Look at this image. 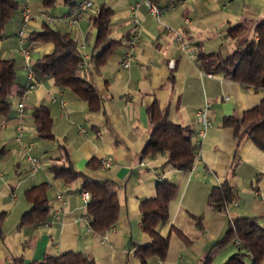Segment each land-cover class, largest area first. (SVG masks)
Segmentation results:
<instances>
[{
	"label": "crops",
	"instance_id": "crops-1",
	"mask_svg": "<svg viewBox=\"0 0 264 264\" xmlns=\"http://www.w3.org/2000/svg\"><path fill=\"white\" fill-rule=\"evenodd\" d=\"M57 3L64 13L53 27L68 30L79 42L89 44L82 50L86 55L80 69L95 83L102 103L98 109L89 110L83 97L46 76L27 91L24 112L19 116L17 103L28 81L27 60L19 51L16 36L21 8L28 6L32 14L25 39L30 64L49 52L53 44L32 40L28 34L42 28L45 20L41 11L54 13L42 0H19L0 37V54L14 59L19 88L11 96L10 112L0 115V212L5 213L0 264H36L33 260L67 249L84 250L93 257L94 264H140L134 254V241H148L150 237L142 230L138 205L155 195L160 177L175 183L176 192L168 203L167 222L158 227L160 233L168 234L165 255L162 259L151 257L150 264H199L203 252L222 235L233 216L260 215L259 223L264 226V152L248 137L236 143L232 128L221 122L223 115H240L257 103L264 97V86L247 85L219 71L203 69L197 58L200 50H218L224 56L242 36L250 37L254 22L264 16V0H175L160 11L159 19L139 0H93L74 24L66 21L72 7L62 0ZM100 4L112 8L108 32L121 42L104 60L97 61L101 48H91L96 34L91 15ZM237 21L245 22L244 33L229 36L227 26ZM163 24L184 33L194 56L180 47L172 30ZM134 32L133 57L128 66H123L120 61ZM205 99L210 104L211 124L200 139L199 157L192 158L188 169L163 163V153L141 152L149 133L147 106L151 102L166 106L170 120L190 124L195 131L198 124L194 110ZM40 103L49 107L53 138L40 137L36 132L32 111ZM20 119L22 142L32 141L31 151L41 161L35 170L16 139ZM61 143L75 167L93 177H109L120 183L119 214L113 226L93 229L80 179L64 181L50 170L52 163L62 159ZM91 157L96 159V166L88 165ZM102 157H109L110 163L101 164ZM224 179L234 192L235 202L217 209L207 204V192ZM43 180L50 182L48 214L35 223L20 225L22 213L30 206L24 190ZM189 212L201 214L200 228L193 224ZM175 227L189 241H184ZM234 249L235 242L223 245L210 264L220 263ZM245 264H250L248 257ZM257 264H264V256Z\"/></svg>",
	"mask_w": 264,
	"mask_h": 264
},
{
	"label": "trees",
	"instance_id": "trees-1",
	"mask_svg": "<svg viewBox=\"0 0 264 264\" xmlns=\"http://www.w3.org/2000/svg\"><path fill=\"white\" fill-rule=\"evenodd\" d=\"M70 7L78 0H62ZM162 5L165 0H156ZM162 1V2H161ZM44 5H53L57 0H42ZM19 6V0H0V37L3 34L6 22L14 15ZM112 8L100 4L91 15V23L96 29L92 49L101 48L96 60H104L121 38L109 35L108 28L111 20ZM246 24L237 21L226 28L229 36H238L244 33ZM32 40L51 41L53 46L32 62L35 79L52 76L56 84L67 87L83 97L89 110H96L102 103V95L95 83L86 77L80 69L83 55L79 40L68 30L53 27L44 21L41 29H34L29 34ZM199 65L206 70L219 71L223 76L253 86H264V16L253 24V33L250 37L242 36L236 45L224 56L218 50L197 52ZM14 59L0 54V115L10 112L11 96L19 92L16 80ZM149 133L143 143L142 153H163V163L173 168L186 170L191 166L194 142L192 134L194 128L190 124H182L169 119L167 107H159L156 101L147 106ZM36 132L41 137L53 138L52 117L49 107L40 103L32 111ZM223 125L232 128V135L237 143L242 137H248L264 152V97L252 106L242 110L240 115L225 114L222 116ZM61 161L50 165L55 176L64 181L80 179L81 189H88L90 198L87 201L89 223L95 230L107 229L115 224L119 214L120 201L118 187L120 183L109 177L96 178L77 168L71 162L68 149L60 144ZM96 159L88 160L89 166H96ZM50 182L40 181L27 187L24 194L30 206L22 213L19 224H31L44 218L49 211L48 188ZM176 192V185L171 180L160 177L156 181L154 196L140 201L138 209L142 223V230L149 235L148 241H134V254L140 264H150L149 259H162L167 248L168 234L159 232V225L167 222L169 217L168 203ZM234 192L224 179L213 184L207 192L206 201L212 207L223 208L234 199ZM193 224L202 226L201 214L189 212ZM4 212H0V239L4 233L2 221ZM260 215L242 214L233 216L222 233L212 241L200 257L199 264H210L214 254L225 244L235 242V249L218 264H257L264 256V226L259 223ZM177 234L184 240L189 238L175 227ZM235 239H237L235 241ZM19 259L20 257H15ZM36 264H94L92 256L81 249H67L60 253L46 254L40 260H33Z\"/></svg>",
	"mask_w": 264,
	"mask_h": 264
},
{
	"label": "built area",
	"instance_id": "built-area-1",
	"mask_svg": "<svg viewBox=\"0 0 264 264\" xmlns=\"http://www.w3.org/2000/svg\"><path fill=\"white\" fill-rule=\"evenodd\" d=\"M139 1L143 2L146 5L149 12L151 14H153L157 19H159V13L162 9H165L167 7L172 6L173 3L175 2V0H166L162 5H160L159 2H157L156 0H139ZM92 2H93V0H78L77 4L74 5L71 8V11L66 15V21L69 24L76 23L77 20L83 14V11L92 5ZM21 13H22V19H21L19 28L16 32V36H17L18 43H19V51L21 53H23V55L25 56V58L27 60L28 81L25 85L24 90L21 93V99L17 103L18 113H19L20 117L22 116V114L24 112L23 99H24L27 91L30 90L36 83V79L34 77L35 72H34L33 68L31 67V64L29 63V60H28L30 48L25 42L26 30H27V27L29 26L30 20L32 19V14H31L28 6H26V5H24L21 8ZM40 14L46 22L54 21L56 18L55 15L48 13L47 11H41ZM133 21H134V23L137 22V20L135 18L133 19ZM163 27L165 29L172 30L174 39L179 43L180 47L184 50H187L191 55L194 56V52H193L192 48L188 45L186 39L184 38L183 32H181L177 29L171 28L170 26H168L166 24H163ZM136 37H137V34H136V32H134L130 38V46L126 49V51L124 52V55L120 61L121 65H123V66H128L130 64V61L133 57V48H134L135 43H136ZM84 45H85V43L82 41L80 43V46L84 47ZM82 55L84 57L86 55V53L83 51ZM80 64H82V61L80 62ZM207 74H210V73L207 72ZM247 85H249V84H247ZM209 106H210L209 101L207 99H205L202 102V104L199 105L198 107H196L194 110V115H195V119H196L198 126L192 134V140L194 142V149H193V155H192L193 158L199 157L200 139L205 134L207 127L211 124V119H210L209 114H208ZM21 137H22V124H21V119H20L18 124H17L16 139L19 141L22 149L25 152L26 158L28 159L29 164H30V168L32 170H35L40 166L41 161L31 151V147H32L33 142L32 141L22 142ZM100 163L103 165H108L110 163V158L109 157H102L100 159ZM81 195H82V198L84 199V201H86V202L90 198V192L88 189H81ZM231 202L234 203L235 201L232 200ZM42 220L43 219H40L39 221H42ZM236 240L237 239H235V241ZM154 264H159V261L154 262Z\"/></svg>",
	"mask_w": 264,
	"mask_h": 264
},
{
	"label": "rangeland",
	"instance_id": "rangeland-1",
	"mask_svg": "<svg viewBox=\"0 0 264 264\" xmlns=\"http://www.w3.org/2000/svg\"><path fill=\"white\" fill-rule=\"evenodd\" d=\"M59 1V0H58ZM57 2L55 3V4H53V5H45V8L49 11V12H54V13H51V14H53V15H55L56 16V18H55V20L54 21H51L49 24L51 25V26H54L55 25V21H56V19L58 18V17H60V16H63V13L64 12H61V11H59V9L57 8ZM16 39V38H15ZM80 43L81 42H79V46H80ZM88 46H89V44L88 43H86L85 45H84V47H81L80 46V48H81V50H85L86 48H88ZM41 137V136H40Z\"/></svg>",
	"mask_w": 264,
	"mask_h": 264
}]
</instances>
